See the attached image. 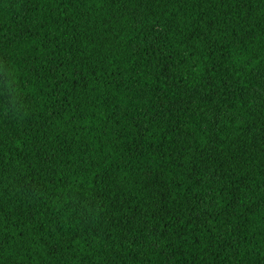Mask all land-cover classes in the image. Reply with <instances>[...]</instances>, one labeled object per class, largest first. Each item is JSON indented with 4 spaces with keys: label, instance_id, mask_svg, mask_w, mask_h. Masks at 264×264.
Masks as SVG:
<instances>
[{
    "label": "trees",
    "instance_id": "trees-1",
    "mask_svg": "<svg viewBox=\"0 0 264 264\" xmlns=\"http://www.w3.org/2000/svg\"><path fill=\"white\" fill-rule=\"evenodd\" d=\"M0 264H264V0H0Z\"/></svg>",
    "mask_w": 264,
    "mask_h": 264
}]
</instances>
